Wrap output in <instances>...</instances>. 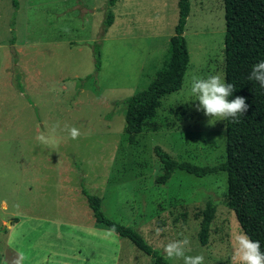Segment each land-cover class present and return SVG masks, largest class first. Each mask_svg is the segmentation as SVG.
<instances>
[{
	"label": "rangeland",
	"instance_id": "1",
	"mask_svg": "<svg viewBox=\"0 0 264 264\" xmlns=\"http://www.w3.org/2000/svg\"><path fill=\"white\" fill-rule=\"evenodd\" d=\"M17 1L14 8L12 0H0V264H13L20 252L24 264H153L127 238L94 221L81 184L101 197L107 217L137 229L169 264L183 261L167 257L163 245L185 237L187 255L234 264L233 238L242 229L223 204L225 172L197 177L176 169L158 183L163 165L154 153L159 146L198 165L224 159L225 121L189 100L194 76L220 75L225 82L223 0H188L189 60L181 88L161 98L158 129L143 130L133 142L124 132V99L164 67L177 0H116L97 73L92 44L107 0ZM53 124L63 137L55 150L35 139ZM65 125L81 136L67 138ZM207 200L215 211L202 243Z\"/></svg>",
	"mask_w": 264,
	"mask_h": 264
},
{
	"label": "trees",
	"instance_id": "2",
	"mask_svg": "<svg viewBox=\"0 0 264 264\" xmlns=\"http://www.w3.org/2000/svg\"><path fill=\"white\" fill-rule=\"evenodd\" d=\"M115 2L106 1L107 8L98 39L92 44L95 73L100 69V42L113 22L110 7ZM12 5L17 8L18 1L12 0ZM223 6L225 82L235 86L228 99L244 97L249 107L239 116L238 122H233L232 118L224 119V159L216 164L198 165L186 160L179 161L155 146L154 153L163 165V172L156 177V182L164 183L176 169L197 177L225 172L226 194L223 204L233 211L242 231L253 241L260 242L261 251L264 252V88L248 79L252 66L264 60V0H223ZM188 14L189 1L177 0V21L169 38V55L164 67L156 72L147 87L124 99V132L130 142L145 129H158L159 124L154 117L161 98L181 88L189 60L183 35ZM12 63L15 68L18 67L16 57H12ZM19 75L22 79V73ZM12 83L20 84L13 78ZM81 193L96 223L127 238L149 255L153 264H169L161 251L150 245L137 229L107 217L101 208V197L90 193L83 184ZM214 211L215 203L207 200L200 212L198 235L202 243L207 240Z\"/></svg>",
	"mask_w": 264,
	"mask_h": 264
},
{
	"label": "clouds",
	"instance_id": "3",
	"mask_svg": "<svg viewBox=\"0 0 264 264\" xmlns=\"http://www.w3.org/2000/svg\"><path fill=\"white\" fill-rule=\"evenodd\" d=\"M248 79L256 81L264 88V60L252 66ZM234 89L235 86L224 82L220 75H210L207 78L194 76L190 84L189 100L198 101V104H195L196 110H202L204 115L216 118L214 121L232 118L233 122H238L239 116L247 111L249 105L245 103L244 97L228 99ZM58 129V124L46 126V131L38 132L35 139L39 144L55 150L63 139L58 134ZM64 130L67 132V138L72 140L81 136L76 127L65 125ZM232 248L234 264H264V252L261 251L260 242L253 241L246 233L241 231L234 236ZM187 251H191L187 237L163 245V252L169 258L181 259L183 264H204L203 255H187ZM25 259L24 253L20 252L13 264H24Z\"/></svg>",
	"mask_w": 264,
	"mask_h": 264
}]
</instances>
